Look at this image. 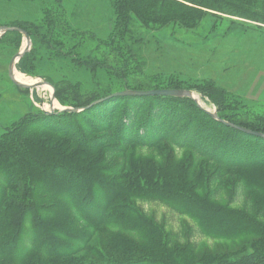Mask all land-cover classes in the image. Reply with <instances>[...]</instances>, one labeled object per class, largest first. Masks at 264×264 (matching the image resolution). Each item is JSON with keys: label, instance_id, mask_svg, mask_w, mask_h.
Instances as JSON below:
<instances>
[{"label": "rangeland", "instance_id": "374dc122", "mask_svg": "<svg viewBox=\"0 0 264 264\" xmlns=\"http://www.w3.org/2000/svg\"><path fill=\"white\" fill-rule=\"evenodd\" d=\"M3 26L30 39L16 79L42 84L11 80L26 37L0 29V141L41 153L46 142L31 140L41 131L54 140L48 156L59 159L51 178L15 182L25 202L32 195L55 205L49 238L57 245L34 242L26 215L7 254L34 245L26 264L264 257V139L204 111L264 133V0H0ZM161 88L197 98L121 96L58 112Z\"/></svg>", "mask_w": 264, "mask_h": 264}, {"label": "trees", "instance_id": "16d2710c", "mask_svg": "<svg viewBox=\"0 0 264 264\" xmlns=\"http://www.w3.org/2000/svg\"><path fill=\"white\" fill-rule=\"evenodd\" d=\"M125 97H166L170 99L188 98V97H168V96H157V95L156 96H125ZM188 100H192V99L188 98ZM105 102L106 101L101 103H105ZM101 103H98L96 105H99ZM96 105L86 108L80 111V113L88 111ZM65 113H70V112H65ZM71 113H76V112H71ZM58 114L59 113H56L54 115H58ZM206 114L210 116L208 113ZM217 122H219L222 126L231 128L226 126L224 123L220 121ZM231 129L237 133H243L234 128ZM41 135H43V132L39 131L38 133H35V136H32L31 139L34 140L37 145H41L44 142H46L44 143V145L46 144V146H44L40 150L41 153L30 151L28 148L23 147V145H21L22 144L21 142L19 144L18 142H14V141H8V142L0 141V264H15V263L26 264V260L31 257V252L35 249L34 245L32 246V250L30 249L21 256L6 253L7 250H10L13 247H15L17 242L20 240V236L24 228V218L26 215H32L34 219L32 220V222L34 225H36L35 227L37 229V233L34 242H39L40 244H44L47 246L49 244L52 248H54L57 245V244H53V242H51V239L49 238L50 235L52 234V228H53L52 224L54 220L53 213L50 212V208L53 206L55 209V205H52L50 201L44 199L41 200L39 203H37L36 199L32 195L29 197V201L25 202L23 198L24 197L23 190H21L18 183H15L17 181L21 182L24 180L26 185L29 184L30 181L35 176H41V175L48 176V179L51 178L53 173L52 170H50L51 162L58 161L59 159L54 160L55 158L48 156V151L52 147L54 140L48 141L46 138L41 137ZM250 136H254V135H250ZM109 141H111V139H107L105 141L103 140L102 142H93V143L91 142L90 143L91 145L82 144L83 145L82 149H85V147L99 148L104 143H107ZM62 155L65 154H62V152H60L59 156L61 157ZM13 182L15 184H13ZM43 211L45 213H43ZM50 255L51 256L55 255V252L50 253ZM221 264H264V257H259V256L255 257L251 255L232 262H222Z\"/></svg>", "mask_w": 264, "mask_h": 264}, {"label": "water", "instance_id": "95a60500", "mask_svg": "<svg viewBox=\"0 0 264 264\" xmlns=\"http://www.w3.org/2000/svg\"><path fill=\"white\" fill-rule=\"evenodd\" d=\"M0 29H2V31L18 30V31H21L22 33H24V35L26 37V43H27L26 46L27 47L22 52L17 53L11 59V61L9 63L8 73H9V76H10L11 80L16 85L22 86V87H25V88L35 87V86L41 85L42 83H34V84L20 83V82H18V81H16L14 79V75H13V72H12V68H13V65H14L16 57H20L21 55H23V53L28 48V45H29V42H30L28 34L25 31H23V30H21L19 28H16V27H5V26H3V27H0ZM156 95L157 96H168V97H188V98L193 99L194 101H196V99L193 96L192 92L190 90H188V89H168V88L147 89V90L125 89L123 91L115 92V93H112V94L107 95L105 97H102V98L92 102L90 105H87L86 107H82L80 109L64 108V109L59 110L58 112H79V111H82V110H84L86 108H89V107H91L93 105H96L98 103L104 102V101L109 100V99L114 98V97H121V96H156ZM197 105H198V107L202 108L199 105L198 102H197ZM204 111L206 113H208L212 118L216 119L217 121H220V122L224 123L228 127L234 128L236 130H239V131H241L243 133H246V134H249V135H254V136H257V137L264 138V133H262V132L254 131V130L248 129L246 127H243V126L233 124V123H231V122H229L227 120L219 118L215 113H211L210 111L205 110V109H204Z\"/></svg>", "mask_w": 264, "mask_h": 264}, {"label": "bare ground", "instance_id": "6f19581e", "mask_svg": "<svg viewBox=\"0 0 264 264\" xmlns=\"http://www.w3.org/2000/svg\"><path fill=\"white\" fill-rule=\"evenodd\" d=\"M16 73V76L17 77H22L23 75H21V74H19V73H17V72H15ZM13 75H14V71H13ZM14 79L16 80V81H18V82H20V83H27V82H22V81H19L18 79H16V77L14 76ZM27 84H32V83H27ZM45 85V84H44ZM196 93V92H195ZM193 96L194 97H196L197 98V95L196 94H193Z\"/></svg>", "mask_w": 264, "mask_h": 264}]
</instances>
